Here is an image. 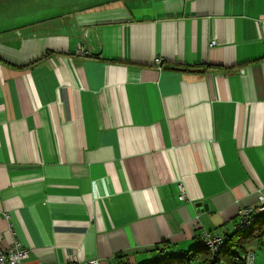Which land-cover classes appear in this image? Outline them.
I'll return each instance as SVG.
<instances>
[{
	"label": "crops",
	"instance_id": "0c3cea01",
	"mask_svg": "<svg viewBox=\"0 0 264 264\" xmlns=\"http://www.w3.org/2000/svg\"><path fill=\"white\" fill-rule=\"evenodd\" d=\"M260 196L264 0H110L0 31V232L29 264H182Z\"/></svg>",
	"mask_w": 264,
	"mask_h": 264
},
{
	"label": "built area",
	"instance_id": "2783aa9c",
	"mask_svg": "<svg viewBox=\"0 0 264 264\" xmlns=\"http://www.w3.org/2000/svg\"><path fill=\"white\" fill-rule=\"evenodd\" d=\"M216 40H212L211 45L216 44ZM78 53L84 56H89V52L79 47ZM159 63V60H157ZM180 198L185 199L186 193L184 186L180 185ZM2 213V212H0ZM3 215L9 219V212H3ZM238 222L235 225V231L244 232L248 230L254 223L264 218V196H260L258 203L255 206L244 207L238 210ZM10 244H3V234L0 232V264H29L27 262L30 254V249L22 245L16 238ZM226 235L218 232L204 231L198 246H203L209 249L210 258L204 260H192L188 264H256V253L252 250L237 252L231 261L227 262L220 259V253L224 248ZM80 264H99L98 259H92Z\"/></svg>",
	"mask_w": 264,
	"mask_h": 264
},
{
	"label": "water",
	"instance_id": "95a60500",
	"mask_svg": "<svg viewBox=\"0 0 264 264\" xmlns=\"http://www.w3.org/2000/svg\"><path fill=\"white\" fill-rule=\"evenodd\" d=\"M110 0H0V31Z\"/></svg>",
	"mask_w": 264,
	"mask_h": 264
},
{
	"label": "trees",
	"instance_id": "16d2710c",
	"mask_svg": "<svg viewBox=\"0 0 264 264\" xmlns=\"http://www.w3.org/2000/svg\"><path fill=\"white\" fill-rule=\"evenodd\" d=\"M257 224L258 226L256 227ZM256 228L259 229V232H262V229L264 228V218L254 223L244 232L234 231L232 234L226 235L224 248L220 253V259L230 262L231 257H233L237 252L246 251V245L250 242V239L255 236L254 232ZM209 258V249L197 245L196 248L190 252L182 254L176 258L172 257L169 259H179L182 264H188L192 260L203 259L204 261H207ZM165 261L167 260H156L149 264H165Z\"/></svg>",
	"mask_w": 264,
	"mask_h": 264
},
{
	"label": "rangeland",
	"instance_id": "374dc122",
	"mask_svg": "<svg viewBox=\"0 0 264 264\" xmlns=\"http://www.w3.org/2000/svg\"><path fill=\"white\" fill-rule=\"evenodd\" d=\"M258 226V224L256 225V227Z\"/></svg>",
	"mask_w": 264,
	"mask_h": 264
}]
</instances>
